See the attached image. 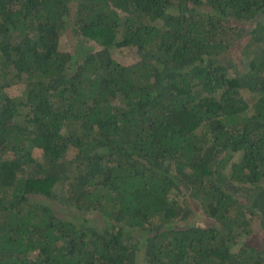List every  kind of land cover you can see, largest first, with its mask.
<instances>
[{"label": "trees", "instance_id": "16d2710c", "mask_svg": "<svg viewBox=\"0 0 264 264\" xmlns=\"http://www.w3.org/2000/svg\"><path fill=\"white\" fill-rule=\"evenodd\" d=\"M263 183L264 0H0V264H264Z\"/></svg>", "mask_w": 264, "mask_h": 264}, {"label": "rangeland", "instance_id": "374dc122", "mask_svg": "<svg viewBox=\"0 0 264 264\" xmlns=\"http://www.w3.org/2000/svg\"><path fill=\"white\" fill-rule=\"evenodd\" d=\"M67 31V30H66ZM69 31V30H68ZM249 38V36H247L244 40H242L239 45L236 44V47L240 48L244 41H246L247 39ZM62 40L66 41L67 38H62ZM62 44H64L63 42H61ZM65 46H67V49H69L70 51H73L75 50L73 48V43L70 45V47L66 44H64ZM237 50V49H236ZM240 52V49L237 50V54ZM239 58H240V54H238ZM120 59H123V60H130V57H131V52H124L122 53L120 56ZM10 91L14 92V93H17L15 92V89L11 88ZM243 95L244 97L252 102V98L251 96L249 95V93L247 92H243ZM264 185V183H263ZM62 190V187L60 185L57 186V191H61ZM57 193V192H56ZM59 196L60 194L57 193ZM51 207L54 209V211H56L58 213L59 216L63 217L64 219H68V220H72L74 221L76 224H79L80 223V220H84L86 221V224H95V225H99V223L97 222L99 219H101V216L98 214V213H94V212H82V211H79V210H76L74 207L72 206H69L65 203H62L60 201H55V200H51L50 203ZM96 218H98L97 220H95ZM253 227L255 228L256 227V222H253L252 223ZM244 236V235H243ZM243 236H241V239L243 238ZM245 238V237H244ZM243 238V239H244ZM247 240V243L249 244H252V245H257V242L255 240L254 237H251V236H248L245 238V241ZM236 249V248H235ZM137 264H143L142 260L139 259V262Z\"/></svg>", "mask_w": 264, "mask_h": 264}]
</instances>
